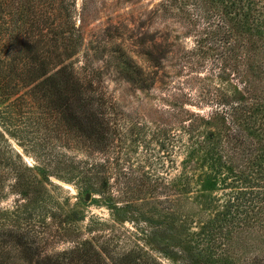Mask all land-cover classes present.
<instances>
[{
  "label": "rangeland",
  "instance_id": "obj_1",
  "mask_svg": "<svg viewBox=\"0 0 264 264\" xmlns=\"http://www.w3.org/2000/svg\"><path fill=\"white\" fill-rule=\"evenodd\" d=\"M38 19L47 51L56 24L73 28V69L115 103L120 140L113 141L114 159L96 175L92 163L56 162L47 163L43 176L25 167L43 166L38 162L51 147L83 159L81 143L63 144L55 133L39 129L29 114L39 112L33 105L25 103V116L12 121L2 116L0 103V231L20 225L12 212L21 197L10 188L9 173L19 170L47 188L41 206L31 208V215L19 214L48 225L41 232V256L70 251L87 239L110 261L136 243L139 252L162 264H204L191 255L194 233L214 215L232 213L223 205L240 186L262 185L261 174L241 180L232 164L199 155L185 163L176 141L167 150L159 141L164 130L179 131V120L189 113L209 115L206 98L213 93L246 97L248 86L264 96V0H0V41L9 45L19 34L33 42L38 22H31ZM11 49L2 51L11 55ZM190 51L196 54L187 59ZM247 53L256 55L259 66H245ZM218 127L211 120L199 129L205 134ZM48 133L51 146L37 140ZM111 196L115 206L107 203ZM51 210L59 215L52 217ZM183 213L188 218L180 222Z\"/></svg>",
  "mask_w": 264,
  "mask_h": 264
},
{
  "label": "trees",
  "instance_id": "obj_2",
  "mask_svg": "<svg viewBox=\"0 0 264 264\" xmlns=\"http://www.w3.org/2000/svg\"><path fill=\"white\" fill-rule=\"evenodd\" d=\"M37 22V38L33 42L28 36L21 37L19 34L9 45L0 41V103L4 109L1 114L12 121L16 117L21 119L25 116L23 105H33L39 108V112L37 115L29 114L38 123L39 129L55 133V138H60L63 144L70 145V140L76 141V144L80 142L81 150L86 152V157L78 159L74 155L51 152L53 147L45 149L44 153L40 149L43 160L38 163L45 164L25 168L37 169L46 176L50 167L47 163H92L91 171L96 175L105 163L114 159L111 154H114L116 144L113 141L115 138V142L120 140L121 126L118 127L115 121L118 113L116 105L74 71L70 59L77 52L78 41L73 28L66 29L56 24L53 36L48 38L51 50L47 51L43 49L46 35L42 33L39 19L31 24ZM3 47L12 48L9 52L13 54L5 55ZM188 53L187 59L196 54L192 51ZM255 56L246 54L247 68L259 66ZM152 58L149 55V59ZM212 64L216 63L213 61ZM125 71L129 74L130 70ZM134 73L139 75L136 71ZM244 91L248 96L241 94L240 97H233L217 92L208 96L206 101L211 106L209 115L189 113L187 119L179 120L181 123L176 133L156 130L157 133L163 132L159 141L163 149L168 148L171 142L178 143V149L185 153V163L199 155L210 163L232 164L238 169L237 176L241 180L244 175L261 174L262 185L253 180L255 185L250 190L240 186V191H236L223 205L231 208L232 213L214 215L209 219L210 225L203 223L194 233L191 255L204 264H264V96L259 95L260 92H251L248 86ZM211 120L218 124V130L202 134L200 122L209 124ZM51 136V133L40 134L37 140L51 146L48 142ZM62 138L66 139L62 141ZM11 172L14 175L10 188L21 197L12 213L19 218L17 222L20 225L0 231V264H162L147 253L139 252L136 243L128 252L110 261L87 239L70 251L41 256V246L45 241L41 232H45L48 225L35 224L30 216L27 220L19 214L31 215V208L41 206L45 202L41 196L47 188L37 176L25 175L19 170ZM126 182L127 188L135 189L129 180ZM2 186L0 183V198L3 195ZM111 201L112 196L108 197L107 203L115 206L116 202ZM49 212L52 217L59 215L52 210ZM220 215L225 217L218 218ZM183 218H188L187 213L181 215L180 222ZM23 220L27 221L24 223Z\"/></svg>",
  "mask_w": 264,
  "mask_h": 264
},
{
  "label": "water",
  "instance_id": "obj_3",
  "mask_svg": "<svg viewBox=\"0 0 264 264\" xmlns=\"http://www.w3.org/2000/svg\"><path fill=\"white\" fill-rule=\"evenodd\" d=\"M86 197H87V195H86Z\"/></svg>",
  "mask_w": 264,
  "mask_h": 264
}]
</instances>
